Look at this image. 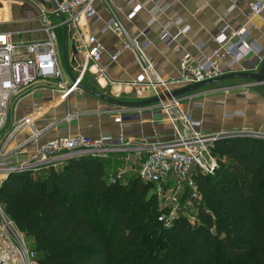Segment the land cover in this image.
<instances>
[{
	"label": "built area",
	"instance_id": "built-area-1",
	"mask_svg": "<svg viewBox=\"0 0 264 264\" xmlns=\"http://www.w3.org/2000/svg\"><path fill=\"white\" fill-rule=\"evenodd\" d=\"M56 1L65 15L70 36L81 42L82 60L74 73L78 77L76 84L72 85L67 73H64L63 60L58 53L55 28L60 23L56 25L53 21L57 13L54 7L51 11L39 8V20L46 34L43 40L15 42L11 32L0 33V188L12 174L59 168L72 157L108 159L118 156L123 166L109 169L111 183H126L128 177L137 176L154 185L157 197L164 203V208L171 210L175 219L184 217L196 225L203 200L196 177L215 173L219 162L215 153L216 144L236 137L264 139V132L243 129L205 131L202 122L193 118L183 105L185 99L195 98L193 92L165 98L144 108L124 109L106 105L93 111L79 110L71 100L80 92L78 83L83 81L88 69L96 68L101 80L107 77L106 67L116 63L120 55V52L113 54L104 65V47L100 39L94 34L84 33L81 25L100 19L97 2L104 3L110 11L116 12L117 8L115 0ZM161 3H156L147 26L135 37L128 32L126 21L116 16L105 21L101 27L102 34L113 33L122 38L123 48L136 56L140 67V73L134 79L111 82L119 89L118 94L134 92L141 99L160 97L226 73L256 72L261 68L264 51L250 43L245 28H231L227 24L214 38L217 46L210 54L201 51L197 55L184 54L179 59V76L164 78L148 54L151 44L148 34L156 21L155 15L168 7ZM248 7L250 15H260L264 11V0H251ZM141 8V4H136L126 20H131ZM171 24L177 25V32L169 31ZM180 25V21H165L160 38L167 45H174L188 30V27ZM251 53L253 59H247ZM223 62H227L226 69L222 68ZM47 88L52 95L44 98ZM28 97L41 99L42 104L29 114L17 116L16 104ZM61 101H67L68 109L65 116L51 126L58 130L77 126L83 114L96 115L100 121L113 118L121 125L124 122H143L145 116H151L155 125L166 124L170 130L154 132L151 137L138 129L133 135L68 134L41 141L50 127L37 128V116L46 115L48 109L58 107ZM18 136L20 139H17ZM165 225L170 226L171 222ZM0 264H41L37 250L30 247L15 221L4 212L1 202Z\"/></svg>",
	"mask_w": 264,
	"mask_h": 264
},
{
	"label": "trees",
	"instance_id": "trees-1",
	"mask_svg": "<svg viewBox=\"0 0 264 264\" xmlns=\"http://www.w3.org/2000/svg\"><path fill=\"white\" fill-rule=\"evenodd\" d=\"M215 153V173L196 177V225L166 226L153 184L111 183L108 160L94 156L12 174L0 202L41 264H264V139L221 140Z\"/></svg>",
	"mask_w": 264,
	"mask_h": 264
},
{
	"label": "crops",
	"instance_id": "crops-1",
	"mask_svg": "<svg viewBox=\"0 0 264 264\" xmlns=\"http://www.w3.org/2000/svg\"><path fill=\"white\" fill-rule=\"evenodd\" d=\"M32 1L37 7L27 0H0V33L11 32L15 42H34L45 39L46 34L39 20V8H44L45 2L43 0ZM249 1L251 0H115L116 12L107 9L104 3L97 2L96 9L100 19L96 22L82 23V30L84 33L94 34L100 39L104 47L102 54L104 65H107L113 54L120 52V55L116 63L106 67L107 77L101 80L96 74V68L88 69L87 73H90L91 78L89 86L98 88L104 93L110 90L111 94L119 96L120 94L117 93L119 89L117 86H112L111 82L129 81L139 75L140 67L136 56L123 48L122 38L113 33L102 34L101 27L105 21L116 16L126 21L128 32L135 37L147 26L157 2L167 4L168 7L165 11H159L155 15L156 21L151 25L148 34L151 42L148 54L164 78L172 79L179 76V59L184 54L197 55L200 51L210 54L217 46L214 38L227 24L231 28H245L248 31L250 43L264 51V11L260 15H250ZM136 4H141L142 8L131 20L127 21V16L131 14ZM167 20L180 21V26L188 27L187 32L181 35L174 45H167L160 38L162 25ZM59 23L58 19V23L55 24ZM177 30V25L169 26L171 33H175ZM72 39L74 38L70 36L71 41ZM71 43V45L74 44L73 41ZM76 50L78 55L74 54L75 49L70 51L71 60L76 61L72 64L74 73L82 60L77 44ZM244 50L247 51V48ZM253 57L251 53L247 59H253ZM226 63H222L223 69H226ZM124 93L133 94L134 92ZM193 93L195 98L193 100L185 99L183 105L193 118L202 122L205 131L243 129L264 132V88L252 83L251 80L243 78L227 80ZM44 95V98H49L52 91L47 88L44 90ZM74 97L71 103L82 111H93L106 107L102 100L100 101L92 95L83 98ZM40 104H42L41 99L28 97L16 104V115L22 117L29 114ZM67 109V101H61L58 107L48 109L46 115L37 116L35 122L37 128L48 129L50 127L44 133L41 141L68 134L98 136L105 133L113 135L124 133L133 135V132L138 129H142L147 136L151 137L154 132L170 130L166 124L155 125L151 121V116H145L143 122H124L121 125L116 123L113 118L100 121L93 114H83L79 124L69 129L58 130L51 127L56 120L65 116ZM25 131L28 133L27 130ZM17 139H20V136ZM107 160L109 169L113 170L123 166V162L118 156L110 157Z\"/></svg>",
	"mask_w": 264,
	"mask_h": 264
},
{
	"label": "water",
	"instance_id": "water-1",
	"mask_svg": "<svg viewBox=\"0 0 264 264\" xmlns=\"http://www.w3.org/2000/svg\"><path fill=\"white\" fill-rule=\"evenodd\" d=\"M30 1L32 4H34L36 7L37 5L32 0ZM53 4L54 9L56 10V14L54 15L56 18L60 20V26L63 28V65L66 70V73L68 74L70 80L72 81V85L76 84L78 81V77L74 75V72L72 70L71 64L75 62V60L70 59V31L68 24L66 23V18L64 13L60 10L59 4L56 0H50ZM74 44L72 45L73 49H75L74 54L78 55V51L76 50V39H72ZM236 78H243V79H249L252 81V83L260 85L262 88H264V61L261 65V68L256 72H231L223 74L219 77H215L212 79H208L206 81L192 84L189 86H185L183 88L177 89L172 91L171 93H166V95H161L160 97L154 96L150 98H143L139 100H125L121 98H117L112 95H108L104 93L101 90H98L94 87H91L84 82L78 83V88L81 92L77 93V97L83 98L87 95H92L96 97L99 100H102L108 104L122 107V108H128V109H136V108H144L151 106L155 103H158L160 100H164L165 98L170 97H177L182 96L191 92L198 91L200 89H203L205 87L215 85L227 80H232ZM71 87V86H70Z\"/></svg>",
	"mask_w": 264,
	"mask_h": 264
},
{
	"label": "rangeland",
	"instance_id": "rangeland-1",
	"mask_svg": "<svg viewBox=\"0 0 264 264\" xmlns=\"http://www.w3.org/2000/svg\"><path fill=\"white\" fill-rule=\"evenodd\" d=\"M43 2H45L44 4H45V9H47V10H49V11H51L52 10V3H51V1L50 0H43ZM53 21H54V23H58V18H56V17H54L53 18ZM55 32H56V34H57V49H58V53H59V56H60V58L62 59V56H63V28L62 27H57V28H55ZM75 39H77V38H75ZM72 41L70 40V46H69V49H70V51L71 50H73V47H72V43H71ZM76 44H77V46H79V49H81V42H80V40H78L77 39V41H76ZM71 59V58H70ZM93 70H95V69H93ZM66 70H64V73L66 74V72H65ZM93 72V71H92ZM67 76H68V74H67ZM69 77V76H68ZM70 80V79H69ZM57 81V80H56ZM90 81H91V78H90V73H87L86 75H85V77H84V79H83V81L82 82H84L85 84H87V85H90L89 83H90ZM96 89H98V88H96ZM81 92V91H80ZM129 93V92H128ZM106 94H108V95H112V96H115V95H113V94H111V91L110 90H107V92H106ZM77 96V95H76ZM115 97H117V98H121V99H125V100H131V98H134V99H132V100H139V98H138V96L136 95V94H120L119 96H115ZM75 98V97H74ZM73 98V99H74ZM130 98V99H129ZM101 101V100H100ZM105 105H111V104H108V103H106V102H104V101H102ZM217 157H218V160H219V156H218V154L216 155ZM36 174H42L43 175V171L42 170H40V171H36L35 172ZM158 201H159V209L161 210L162 209V218H163V220H164V223H167L168 221L169 222H173L174 220H175V217L172 215V213H171V210L169 209V208H164V203L158 198ZM21 230V229H20ZM22 231V230H21ZM23 232V231H22ZM23 234L25 235V237H26V239H27V241L29 242V244H30V247H32V248H35V242H34V239H33V237H30V236H28V235H26V233L25 232H23Z\"/></svg>",
	"mask_w": 264,
	"mask_h": 264
}]
</instances>
